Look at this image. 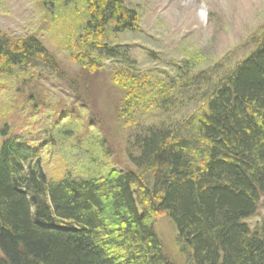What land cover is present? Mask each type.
I'll return each instance as SVG.
<instances>
[{
	"label": "trees",
	"instance_id": "1",
	"mask_svg": "<svg viewBox=\"0 0 264 264\" xmlns=\"http://www.w3.org/2000/svg\"><path fill=\"white\" fill-rule=\"evenodd\" d=\"M41 4L52 23L56 11L65 21L62 42L76 61L120 66L115 79L127 113H141L128 150L133 169H117L106 141L75 126L60 132L79 163L58 178L47 175L41 153L50 146L16 132V115L59 109L42 83L57 78L51 70L59 64L36 35L0 33V86L21 78L30 88L10 96L13 115L0 126V264H177L154 229L158 215L171 220L193 264H264V228L246 221L264 199V25L233 66L195 73L186 60L177 74L153 78L139 71L130 46L111 42V31L139 28L138 12L124 0ZM177 92L187 111L174 124L139 123L149 109L176 105ZM55 123L42 127L46 139L58 136Z\"/></svg>",
	"mask_w": 264,
	"mask_h": 264
},
{
	"label": "rangeland",
	"instance_id": "2",
	"mask_svg": "<svg viewBox=\"0 0 264 264\" xmlns=\"http://www.w3.org/2000/svg\"><path fill=\"white\" fill-rule=\"evenodd\" d=\"M41 1L0 0V33L16 39L36 35L59 64L57 71L51 70L56 73V79L49 77L42 80L45 89L49 90V101L59 104V109L50 104L37 109L31 117L16 115V132L32 134V139H36L37 143L50 146L48 149L42 148L41 154L44 169L51 178H58L64 173V166L79 163L80 155L70 151L72 139L63 137L60 132L68 127L75 129V126L78 130H89L85 131L86 137L97 134L99 142L106 141L113 155L110 163L115 164L117 169H133L128 150L133 142V133L137 130L135 117L141 113L135 116L127 113L126 93L115 79L120 66L106 60L101 67L76 61L67 51L66 40L62 42L65 39L62 37L65 21L56 19L59 16L56 11L52 23V17L45 16ZM124 1L138 12L139 28L118 35L111 31V42L130 46V55L137 62L139 71L150 72L153 78L163 76L165 70L177 74L176 64L183 67L186 60L195 73L212 69L217 63L233 66L254 48L253 37L261 33L264 25V0ZM43 64L39 62L38 67ZM32 68L22 70L20 76H30ZM21 80L11 79V83L0 86V126L13 115L8 108H15L11 104L15 91L27 94L30 90L28 83H21ZM194 94L195 88H191L187 96ZM176 95V105L149 109L142 113L144 119H140L139 123L146 126L152 123L174 124L187 111L179 106L183 102L179 92ZM20 96L17 99L22 103L25 97ZM70 106L75 107L74 120ZM53 120L56 123L52 128L59 131L55 132L58 136L46 139L48 134L44 135L41 129ZM246 221L251 228L258 225L264 228L263 198L255 214ZM154 229L170 259L177 264H193L188 260L186 244L178 239V233L168 217L158 215Z\"/></svg>",
	"mask_w": 264,
	"mask_h": 264
},
{
	"label": "bare ground",
	"instance_id": "3",
	"mask_svg": "<svg viewBox=\"0 0 264 264\" xmlns=\"http://www.w3.org/2000/svg\"><path fill=\"white\" fill-rule=\"evenodd\" d=\"M165 252V251H164ZM166 255H167V253H166ZM168 256V255H167ZM169 257V256H168Z\"/></svg>",
	"mask_w": 264,
	"mask_h": 264
}]
</instances>
